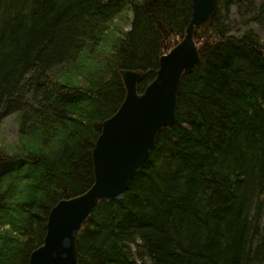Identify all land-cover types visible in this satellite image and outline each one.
Wrapping results in <instances>:
<instances>
[{
	"label": "trees",
	"instance_id": "1",
	"mask_svg": "<svg viewBox=\"0 0 264 264\" xmlns=\"http://www.w3.org/2000/svg\"><path fill=\"white\" fill-rule=\"evenodd\" d=\"M215 3L176 122L125 198L88 214L77 264H264V0ZM191 12V0H0V264H27L51 209L93 185L120 72H144L142 92Z\"/></svg>",
	"mask_w": 264,
	"mask_h": 264
},
{
	"label": "water",
	"instance_id": "2",
	"mask_svg": "<svg viewBox=\"0 0 264 264\" xmlns=\"http://www.w3.org/2000/svg\"><path fill=\"white\" fill-rule=\"evenodd\" d=\"M185 38L159 58L155 79L140 92L145 73L121 71L126 97L102 125L92 149L93 185L74 198L58 202L49 212L42 244L27 264H77L76 236L92 209L100 203L122 201L137 169L151 156L162 129L176 122L177 91L183 75L200 62L195 29L209 20L215 0H191Z\"/></svg>",
	"mask_w": 264,
	"mask_h": 264
},
{
	"label": "rangeland",
	"instance_id": "3",
	"mask_svg": "<svg viewBox=\"0 0 264 264\" xmlns=\"http://www.w3.org/2000/svg\"><path fill=\"white\" fill-rule=\"evenodd\" d=\"M2 130L3 133L6 134L7 142H14L16 137V127L15 122H13V117H7V119L3 121Z\"/></svg>",
	"mask_w": 264,
	"mask_h": 264
}]
</instances>
